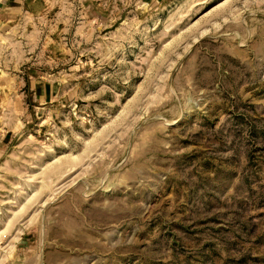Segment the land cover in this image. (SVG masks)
Returning <instances> with one entry per match:
<instances>
[{
	"label": "rangeland",
	"instance_id": "1",
	"mask_svg": "<svg viewBox=\"0 0 264 264\" xmlns=\"http://www.w3.org/2000/svg\"><path fill=\"white\" fill-rule=\"evenodd\" d=\"M0 264H264V0H0Z\"/></svg>",
	"mask_w": 264,
	"mask_h": 264
}]
</instances>
